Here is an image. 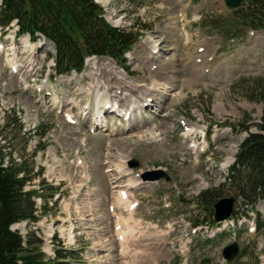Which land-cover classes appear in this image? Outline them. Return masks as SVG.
<instances>
[{
	"label": "rangeland",
	"instance_id": "obj_1",
	"mask_svg": "<svg viewBox=\"0 0 264 264\" xmlns=\"http://www.w3.org/2000/svg\"><path fill=\"white\" fill-rule=\"evenodd\" d=\"M92 1L101 7L108 24L142 28L124 54L126 70L109 57L98 56L85 58L79 73L54 75L49 42L14 35L13 22L0 29V143L7 142L5 151L12 149V157H23L33 171H40L24 188L41 187L46 196L38 220L17 223L16 229L23 234L30 228L39 235L46 255L52 254L57 240L78 248L82 258L77 264H199L200 257L209 258L208 264H253L264 255V200L255 206L262 223L259 229L247 231L254 214L244 216L246 208L237 200L234 206L244 226L210 240L199 236L185 256L178 254V243L188 236L182 226L171 233L167 223L209 219L211 206L197 200L204 189H220L217 198L229 196L225 187H219L227 165L246 134L244 129L257 130L264 108V30L241 27L233 35H223L219 29L233 17L223 0H182V5L178 0ZM201 44L206 57L198 62L203 58L197 51ZM41 86L52 93L44 97L43 106L36 102L35 91ZM97 87L122 104L127 92H132L127 95L130 100L138 93L141 102L154 94L151 107L144 108L145 124L125 131L122 118L108 116L106 110L105 122L93 131L66 122L62 111L80 121L87 102H97L96 91L86 93ZM52 95L58 101L54 107L49 104ZM6 119L9 123L3 126ZM180 122L195 125V137L186 135ZM201 129L206 142L199 136ZM194 140V147L189 146ZM154 169L163 170L169 179H142ZM48 186L58 190L52 200L47 197ZM119 188L139 200L132 218L118 209L128 219L120 224L126 236L123 230L117 234L121 247L114 240V217L108 209L111 200L113 207L126 209L119 196L126 192H116ZM232 240L239 251L244 250L234 260L224 261L220 249Z\"/></svg>",
	"mask_w": 264,
	"mask_h": 264
},
{
	"label": "trees",
	"instance_id": "obj_2",
	"mask_svg": "<svg viewBox=\"0 0 264 264\" xmlns=\"http://www.w3.org/2000/svg\"><path fill=\"white\" fill-rule=\"evenodd\" d=\"M232 12L237 20L235 26L264 28V0H241ZM101 13L92 0H0L1 27L14 20L16 34L27 33L35 39L39 33L53 44L55 73L78 71L88 55H107L119 62L141 34V27L132 30L109 25ZM8 123L6 119L3 126ZM256 127V131H247L238 144L234 161L220 184L246 206L264 199V108ZM20 129L19 123L17 130ZM7 146L4 140L0 143V264H77L81 259L78 248L58 244L53 246L52 255H46L41 249V237L32 229L24 234L10 229L19 221H36L39 214L33 198L41 199L39 207L44 212L46 196L41 187L24 188L40 171H33L23 157H12V149L4 150ZM48 188L47 197L52 198L56 187ZM218 192L220 189H205L197 200L211 205Z\"/></svg>",
	"mask_w": 264,
	"mask_h": 264
},
{
	"label": "water",
	"instance_id": "obj_3",
	"mask_svg": "<svg viewBox=\"0 0 264 264\" xmlns=\"http://www.w3.org/2000/svg\"><path fill=\"white\" fill-rule=\"evenodd\" d=\"M238 2L239 0H224L225 5L229 8L235 7ZM133 164L136 165L135 162H133ZM161 176L167 178V176L162 170H152L150 172L144 173L143 178L152 180L159 178ZM232 203H233L232 197H225L217 200L213 204L214 220L218 221L227 217L231 211ZM236 251H237L236 244L232 242L221 250V254L225 259L229 260L235 255ZM202 262H208V259H203Z\"/></svg>",
	"mask_w": 264,
	"mask_h": 264
},
{
	"label": "bare ground",
	"instance_id": "obj_4",
	"mask_svg": "<svg viewBox=\"0 0 264 264\" xmlns=\"http://www.w3.org/2000/svg\"><path fill=\"white\" fill-rule=\"evenodd\" d=\"M198 57V56H197ZM173 79V78H172ZM91 90H94V88H92ZM95 91V90H94ZM87 94V93H86ZM90 95V94H89ZM154 94H152V93H150V94H148L147 96H146V98H145V100L148 98V97H150V103L148 104V103H146L145 104V106H143L142 105V107L143 108H145V109H147L146 107L147 106H150L151 104H153V101H154V99H152V97L154 98V96H153ZM144 99V98H143ZM152 99V100H151ZM144 100V101H145ZM38 101V100H37ZM144 101H143V103H144ZM106 103V101H103V99L102 100H100L99 101V105L100 106H98V108H99V110H101V108H102V106L104 105ZM142 107H141V110H142ZM151 107V106H150ZM73 108V107H72ZM145 109H143V111H139V113H136V112H134V114L132 115V114H129V117L127 118V120H128V129L127 130H130L129 129V126H130V128L133 130V129H137V128H139V126H141V125H143V124H145V121H146V119H145V117L144 116H142L143 115V113H144V111H145ZM104 110V109H103ZM90 110H88V112H89ZM102 114H105L106 115V113H104V111L102 112ZM104 115V117H106ZM135 115V116H134ZM96 124V123H95ZM140 124V125H139ZM130 132V131H129ZM234 152V151H233ZM230 159V158H229ZM230 161V160H229ZM225 166V165H224ZM223 168V167H222ZM120 198H121V201H123V202H121V204H123L124 205V203H125V208H126V210L128 211V214L130 215L131 213H132V210H130V208H129V205H130V203L131 202H127V201H124V199H126L125 197H124V194L121 192V194H120ZM118 207V206H117ZM120 231H122V230H120ZM120 242V241H119Z\"/></svg>",
	"mask_w": 264,
	"mask_h": 264
}]
</instances>
